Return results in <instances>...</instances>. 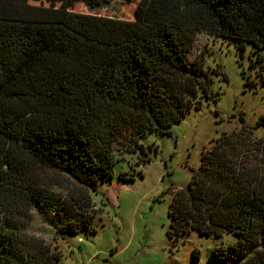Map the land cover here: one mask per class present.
Instances as JSON below:
<instances>
[{
	"label": "trees",
	"instance_id": "1",
	"mask_svg": "<svg viewBox=\"0 0 264 264\" xmlns=\"http://www.w3.org/2000/svg\"><path fill=\"white\" fill-rule=\"evenodd\" d=\"M107 2L0 0V264L58 263L57 245L27 233L31 208L68 219L58 238L90 229V193L112 176L117 144L144 152L141 137L170 135L192 106L214 99V71L189 58L197 34L264 49V0H139L133 20L73 11ZM257 124L261 138L243 125L202 154L173 194L170 236L232 233L218 259L261 242L239 264H264V115Z\"/></svg>",
	"mask_w": 264,
	"mask_h": 264
},
{
	"label": "rangeland",
	"instance_id": "2",
	"mask_svg": "<svg viewBox=\"0 0 264 264\" xmlns=\"http://www.w3.org/2000/svg\"><path fill=\"white\" fill-rule=\"evenodd\" d=\"M139 0H108L94 10L76 3L73 11L83 14L133 20ZM203 57L211 73L214 99L200 100L183 119L170 127V135L153 131L139 139L144 152L114 151L112 176L91 192L95 218L90 229L64 238L56 230L68 219L54 207L31 208L27 233L57 245L61 260L56 264H239L263 248L260 242L220 260L215 250L228 248L237 238L202 236L195 231L170 236L169 208L173 194L188 186L204 152L222 134L253 128L263 136L258 119L264 115V85L258 74L257 52L252 43L244 50L229 39L197 34L189 58ZM127 137V136H126ZM122 139V138H121ZM57 192L64 194L58 186Z\"/></svg>",
	"mask_w": 264,
	"mask_h": 264
}]
</instances>
